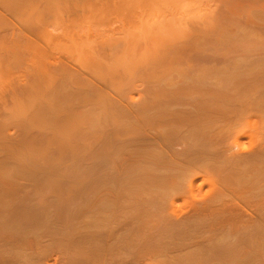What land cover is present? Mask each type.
<instances>
[{"label":"bare ground","instance_id":"6f19581e","mask_svg":"<svg viewBox=\"0 0 264 264\" xmlns=\"http://www.w3.org/2000/svg\"><path fill=\"white\" fill-rule=\"evenodd\" d=\"M0 264H264V0H0Z\"/></svg>","mask_w":264,"mask_h":264}]
</instances>
